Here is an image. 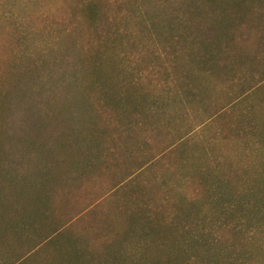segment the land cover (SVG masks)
I'll use <instances>...</instances> for the list:
<instances>
[{"label": "trees", "instance_id": "1", "mask_svg": "<svg viewBox=\"0 0 264 264\" xmlns=\"http://www.w3.org/2000/svg\"><path fill=\"white\" fill-rule=\"evenodd\" d=\"M232 1L226 0L240 7L232 18L218 26L207 24L210 42L200 39L204 32L200 23L204 22L198 17L192 19L193 27L174 32L165 28L160 33L158 45L165 61L159 68L154 65V75L159 80L166 77L165 81L170 76V89L157 94L137 87L141 79L134 73L135 82L122 80L115 86L108 81V74L116 71L118 63L105 55L112 43L121 41V27L128 22L149 21L144 27L150 35L152 14L145 15L147 10L143 9L148 0H75L74 12L45 17L44 26L50 28L55 40L41 52L31 54L25 36L29 29L0 12V31L9 33L5 40L10 37L15 46V55L0 61V135L14 136L8 123L16 115L23 120L35 119L36 114H46L45 110L56 107L63 109L64 116H52L67 123L61 142L53 141L42 158L37 151L30 159L28 152L33 153V145L21 142L27 167L26 161L18 162L13 157V150L17 152L13 144L7 146L0 140V181H7L0 184V210L5 208L9 189L25 192L29 188L40 195V200H33L39 210L47 208L40 201L50 198L52 182L48 186L33 181H61L100 170L111 147L138 146L142 132L157 129L156 118L168 117L176 107L184 110L186 103L213 94L222 84L238 85L232 90L233 99L199 125L213 122L210 139L182 137L172 144L181 160L187 161L188 153L195 151L198 166L208 169L217 161L222 135L235 137L243 149L255 150V140L264 146V51L253 50L257 39L264 42V21L237 15L255 0ZM169 2L179 11L190 7L201 10L210 0ZM173 18L178 22L181 14ZM62 34L67 39H62ZM183 37L196 47L192 56H186V66L177 63L178 58L185 57L169 54L172 39L179 42ZM147 55H154V50H148ZM105 62L110 71L104 69ZM97 70L104 76L97 75ZM85 71L88 79L83 76ZM231 106L235 109L228 110ZM103 112H108L112 120L98 123L96 118ZM217 124H222L221 128ZM43 162L58 163H50L48 168ZM144 184L119 182L110 196L120 220L114 222L107 219L108 215L100 229H84L89 235L74 231L72 223L50 228L44 222V215H51L46 211L0 215V264H264V181H230L223 185L200 181L201 199L177 193L172 196L165 181L156 183L159 188L149 195L154 187Z\"/></svg>", "mask_w": 264, "mask_h": 264}, {"label": "rangeland", "instance_id": "2", "mask_svg": "<svg viewBox=\"0 0 264 264\" xmlns=\"http://www.w3.org/2000/svg\"><path fill=\"white\" fill-rule=\"evenodd\" d=\"M230 2L233 1L230 0ZM249 3L247 4L249 8L244 7L237 14L239 18L247 20L260 18L264 21V0L249 1ZM75 6V0H0V12L6 13L9 15L8 17L13 18V22L30 30L25 35L29 54L41 52L47 44H51L55 40L54 37H51L50 28L44 26L47 22L45 17L56 18L67 15L74 12ZM239 8L237 4L227 3L226 0H210L201 10L190 7L179 11L177 5L170 3L169 0H148L147 6H144L143 9L147 10L145 15L146 13L152 14L149 16L152 23L150 35L144 27L149 25V21H141V23L131 21L126 23L125 27H121V29L123 28L119 37L121 41L112 43L110 51L105 53L109 61L118 63L116 71L108 74V81H113L115 86L122 80L125 83L135 82L134 73L137 78L139 77L138 80L141 79L140 84H136L137 87L152 90L155 94L161 89L168 91L170 83L167 81L170 80V76L165 81L166 77L165 80H159L160 78H155L154 75V65L158 66L165 61L158 45L160 33H163L165 28L169 32H174L185 27H193L195 23L192 19L198 17V20L204 22L200 23L203 25L202 31H204L201 33L200 39L205 38V41H209L207 24L218 26L232 18ZM174 14L177 16L181 14L180 21L175 22L174 18L172 19ZM42 15L46 16L42 17ZM6 33L0 31L1 62L5 61V56L14 54L15 46L13 41H10V37L9 40H5L9 36V33ZM61 36L62 39H67L66 35L62 34ZM252 41H254L253 36ZM256 41L257 46L253 47L254 53L263 52L264 42L260 38ZM209 42L207 45H210ZM170 45L172 49L169 54L172 57L176 55L185 57L178 58L177 63L182 66H186V56H192L191 54L196 50V47H192L190 40L186 37H183L179 42L172 39ZM118 49L121 50L120 53H118ZM151 49L154 50L155 56L149 57L147 51ZM94 54L96 53H91V56ZM106 62L104 69L110 71ZM160 70L162 71V68ZM95 73L101 77L104 76V72L101 70H97ZM83 76L88 79V71L83 72ZM85 85L88 83L86 82ZM237 87L236 84L230 86L222 84L214 89L213 94L202 95L193 103H186V99L183 100V103H186L183 106L184 110L181 111L176 107L171 110L168 117L156 118L154 121L157 129L154 131L148 129L142 132L143 139L139 141L138 146L111 147L103 158L105 163L101 164V169L96 172H87L79 178H62L61 181H33V183H48V186L52 182L53 191L50 198L40 201L43 205L47 204V208L39 210L33 200H40V195L37 192H32L31 188L25 192L21 190L10 192L9 189L6 192L5 208L0 210V215L17 216L23 213L32 215L35 212L41 214L46 211L51 215H44V222L50 225V228L54 226L67 227L72 223L74 231L89 235L84 229L89 226H92L93 229L94 227L100 229L101 222L108 215L107 219L114 222L120 220L110 195L112 189L121 181H140L141 183L143 181L144 185L154 187V191L148 193L149 195L156 193L157 187L159 188L157 184L165 181L171 187L168 194L173 196L177 193L188 199H201L203 192L200 181L220 182L222 185L230 181L234 183L236 181H264V146L259 145L260 142L257 143L259 140H255L253 145L255 150L243 149L238 139L222 135V140H219L218 158L215 157L217 161L208 169L206 165L198 166L195 151L188 153L189 159L185 161L181 160L176 147L172 146L182 137L198 141L210 139L212 134L210 127L213 122L208 121L204 126L199 125L206 122L217 109L227 106L233 99L234 91L232 90ZM58 94H62V91L58 90ZM57 108L53 111L45 110L46 114L44 112L36 114L35 119L23 120L16 115L13 122L8 123V128L13 131L14 136L0 135V140L7 143V146L13 144L17 151L13 150V157L18 162L26 161L25 167H27V160L23 157L24 147L21 142L27 141L33 145V149H31L33 153L28 152L30 159L34 158L32 154L35 155L37 151L42 158V155L45 156L49 147L52 146L53 141L61 142V134H64L67 123L52 116L53 113L64 116L63 109L58 110ZM231 109H235V107H228V110ZM96 120L98 123L104 124L111 121L112 117L108 112H103ZM221 126L222 124H217L218 129ZM24 128L29 129L25 131ZM26 136L29 137L28 140H26ZM63 148L66 146L63 145ZM104 149L102 152L106 150ZM50 163L58 162H43L46 167ZM196 169L198 170L196 171ZM209 169L210 171L206 175ZM196 176L198 178L193 181ZM6 182L0 181V184ZM31 202H34V205Z\"/></svg>", "mask_w": 264, "mask_h": 264}]
</instances>
